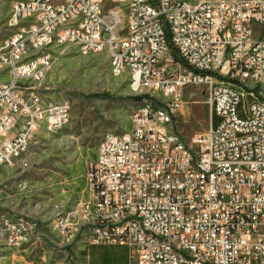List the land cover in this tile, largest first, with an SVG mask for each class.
<instances>
[{
    "label": "built area",
    "instance_id": "built-area-1",
    "mask_svg": "<svg viewBox=\"0 0 264 264\" xmlns=\"http://www.w3.org/2000/svg\"><path fill=\"white\" fill-rule=\"evenodd\" d=\"M7 25L0 165L29 167L36 137L71 120L69 101L55 108L44 94L52 45L106 54L115 77L149 95L127 131L102 135L90 197L54 218L62 244L126 246L129 264H264V0H15ZM192 85L216 123L187 142L173 123ZM42 234L0 216L11 249Z\"/></svg>",
    "mask_w": 264,
    "mask_h": 264
},
{
    "label": "rangeland",
    "instance_id": "rangeland-1",
    "mask_svg": "<svg viewBox=\"0 0 264 264\" xmlns=\"http://www.w3.org/2000/svg\"><path fill=\"white\" fill-rule=\"evenodd\" d=\"M14 1L0 0V40L12 31L7 23ZM49 48L54 64L44 94L54 101H69L71 120L57 133L42 132L36 137L28 153L29 167L0 165V209L37 221L43 233L17 250L0 243V264H84L82 255L92 245L85 237L70 246L62 244L54 218L61 209L71 210L90 197L87 172L102 135L127 131L130 115L149 97L135 94L126 76L115 77L106 54L84 57L74 45ZM182 99L173 128L190 142L215 120L201 86H187ZM163 100L156 97L154 101L162 104ZM108 256V264H119L114 254Z\"/></svg>",
    "mask_w": 264,
    "mask_h": 264
},
{
    "label": "crops",
    "instance_id": "crops-1",
    "mask_svg": "<svg viewBox=\"0 0 264 264\" xmlns=\"http://www.w3.org/2000/svg\"><path fill=\"white\" fill-rule=\"evenodd\" d=\"M110 253L114 254V258L119 264H129L130 250L128 247L120 245H92L82 255V259L84 264H108Z\"/></svg>",
    "mask_w": 264,
    "mask_h": 264
},
{
    "label": "bare ground",
    "instance_id": "bare-ground-1",
    "mask_svg": "<svg viewBox=\"0 0 264 264\" xmlns=\"http://www.w3.org/2000/svg\"><path fill=\"white\" fill-rule=\"evenodd\" d=\"M41 91L42 89H33V96H42ZM55 108H62V101H55ZM139 114H140V107H138L132 112V115H139ZM21 215L23 214L17 213V215H15L13 211H8V210L6 211L0 209V216L4 223H10L12 225H16L18 226V228L33 226V221H34L33 219L29 218L28 216L23 217Z\"/></svg>",
    "mask_w": 264,
    "mask_h": 264
},
{
    "label": "trees",
    "instance_id": "trees-1",
    "mask_svg": "<svg viewBox=\"0 0 264 264\" xmlns=\"http://www.w3.org/2000/svg\"><path fill=\"white\" fill-rule=\"evenodd\" d=\"M168 40H169V44H170V50H171V53H172L173 56H174L175 61H176L177 63H183V61H182V59L180 58V56H179L177 50L173 47V44H172V42H171V37H170L169 32H168ZM214 120H215L214 123H216V119H215V117H214Z\"/></svg>",
    "mask_w": 264,
    "mask_h": 264
}]
</instances>
